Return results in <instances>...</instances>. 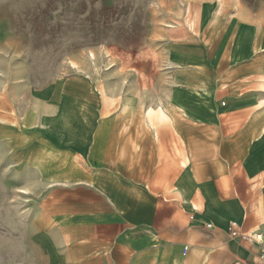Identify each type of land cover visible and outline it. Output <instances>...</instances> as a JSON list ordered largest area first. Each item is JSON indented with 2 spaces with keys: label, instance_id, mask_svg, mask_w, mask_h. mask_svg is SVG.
<instances>
[{
  "label": "rangeland",
  "instance_id": "obj_1",
  "mask_svg": "<svg viewBox=\"0 0 264 264\" xmlns=\"http://www.w3.org/2000/svg\"><path fill=\"white\" fill-rule=\"evenodd\" d=\"M190 53L200 66L186 69L182 59ZM186 73L194 77L180 81ZM10 78L9 88L19 93L60 84L79 88L76 108L44 104L24 117L13 108L0 113V124H15L22 135L37 119L34 129L64 146L105 115L104 91L115 102L134 98L136 109L122 111L117 102L107 120L124 126L137 115L150 120L151 129L159 125L164 174L187 157L174 121L195 116L162 102L148 106L171 104L181 93V101L206 119L201 150L207 156L218 150V158L192 159L191 168L201 163L208 173L217 166L222 177L247 168L257 173L256 191L264 184V134L256 140L264 127V0H0V91ZM230 150L240 152L229 158ZM5 154L0 143V264H24L25 225L42 191L28 188L29 177L14 173ZM62 163L89 170L76 152L64 151Z\"/></svg>",
  "mask_w": 264,
  "mask_h": 264
},
{
  "label": "crops",
  "instance_id": "obj_2",
  "mask_svg": "<svg viewBox=\"0 0 264 264\" xmlns=\"http://www.w3.org/2000/svg\"><path fill=\"white\" fill-rule=\"evenodd\" d=\"M182 61L186 69L200 66L194 53L185 54ZM191 76L186 73L179 80ZM10 81L4 82L8 89L3 85L0 91L1 114L13 108L24 117L44 104L55 110L59 104H79L76 86L26 88L19 93L9 88ZM200 88L209 93L207 87ZM193 91L202 95L199 89ZM104 95L105 115L89 121L65 146L57 136L35 130L37 119L25 135L15 124H0L9 168L29 177L28 188L39 185L42 191L25 225L24 264H258V246L232 238L227 228L235 221L241 232L264 238V191L259 193L264 184L256 191L257 173L247 168L228 171L224 177L217 166L208 173L201 163L191 168L192 159L218 158V150L209 156L201 150L207 124L204 114L195 113L196 105L183 103L178 93L171 104L148 106L157 108L162 102L167 110L175 106L195 116L174 121L186 147L187 166L164 174L159 171V125L151 129L150 120L137 115L124 126L121 120H107L117 102L122 111L136 109L137 104L132 97L115 102L105 91ZM263 134L264 127L256 140ZM64 151L81 154L89 170L64 166ZM239 152L230 150L227 157Z\"/></svg>",
  "mask_w": 264,
  "mask_h": 264
},
{
  "label": "built area",
  "instance_id": "obj_3",
  "mask_svg": "<svg viewBox=\"0 0 264 264\" xmlns=\"http://www.w3.org/2000/svg\"><path fill=\"white\" fill-rule=\"evenodd\" d=\"M207 227L210 228V225ZM227 231L232 238H239L250 243H255L260 250L258 264H264V241L260 235L241 232L239 224L235 221L230 222Z\"/></svg>",
  "mask_w": 264,
  "mask_h": 264
},
{
  "label": "bare ground",
  "instance_id": "obj_4",
  "mask_svg": "<svg viewBox=\"0 0 264 264\" xmlns=\"http://www.w3.org/2000/svg\"><path fill=\"white\" fill-rule=\"evenodd\" d=\"M159 109L161 111V114L167 113V110L165 109V106L163 104L159 105ZM154 128H156V127H154ZM188 162H189V159L187 157H184V159L181 162V166H183V167L187 166ZM256 235H260L262 240L264 241V238H263L262 234H256Z\"/></svg>",
  "mask_w": 264,
  "mask_h": 264
}]
</instances>
